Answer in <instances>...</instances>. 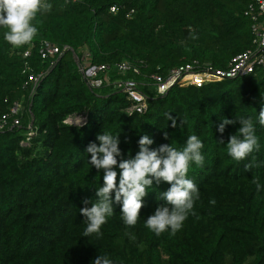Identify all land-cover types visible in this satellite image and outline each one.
<instances>
[{
  "label": "trees",
  "instance_id": "trees-1",
  "mask_svg": "<svg viewBox=\"0 0 264 264\" xmlns=\"http://www.w3.org/2000/svg\"><path fill=\"white\" fill-rule=\"evenodd\" d=\"M249 1L46 0L52 7L37 13L38 35L30 44L13 47L0 27V115L12 102L21 107L19 126L0 133V264H92L98 255L113 264H264V71L173 87L162 97L145 86L149 75L164 76L191 60L224 69L250 47L249 21L242 15ZM112 5L116 12L109 13ZM41 41L68 46L77 57L85 50L93 65L125 61L136 68L139 75L112 71L110 79L136 82L147 97L145 111L127 112L131 102L110 87L88 89L69 52L49 68L50 60L42 62L37 54ZM40 71L46 74L29 97L21 86ZM80 115L81 126L63 123ZM241 116L253 119L260 149L237 162L227 153V141L239 123L226 125L223 134L217 127L224 118ZM31 119L33 135L21 146ZM104 131L119 134L125 159L138 152L142 135L153 139L150 148H182L191 135L202 141L204 163H193L188 172L199 190L195 215L174 236L170 230L157 236L145 226L166 203L158 199L170 187L163 181L148 189L135 226L123 222L114 202L102 235H84L80 209L91 207L103 186V171L89 163L86 148L98 144L96 136ZM250 162L259 166L245 171Z\"/></svg>",
  "mask_w": 264,
  "mask_h": 264
},
{
  "label": "clouds",
  "instance_id": "clouds-1",
  "mask_svg": "<svg viewBox=\"0 0 264 264\" xmlns=\"http://www.w3.org/2000/svg\"><path fill=\"white\" fill-rule=\"evenodd\" d=\"M51 7L46 0H0V27L6 28V42L13 47L30 44L38 35V28L33 24L37 13L49 11ZM236 123H239V128L228 138L227 153L234 161L240 162L254 151H259L260 144L251 117L224 118L217 131L223 134L226 125ZM259 123L264 125V107L259 112ZM164 138H168L166 133ZM96 140L99 143H90L86 152L90 153L89 163L98 171H103V186L96 189L97 199L91 203V207L80 209L87 224L85 236L102 235V225L114 214V202L121 205L123 222L135 226L148 189L162 181L170 185L166 191L159 193L158 199L166 203L156 207L154 213L147 217L145 226L157 236L169 230L174 236L183 227L189 214L195 215L193 208L195 201L200 198L199 190L196 183L188 178V172L193 163L202 166L205 159L202 154L204 145L197 135L189 136L182 148L170 143L150 148L153 139L142 135L138 140V152L127 159L123 158L119 148V134L104 131L96 136ZM219 142L224 143L223 139ZM254 166L259 165L251 162L245 164V171ZM253 183L260 191L259 179L254 178ZM88 203L84 201L85 205ZM215 203V200H210V204ZM92 264H113V261L107 255H98Z\"/></svg>",
  "mask_w": 264,
  "mask_h": 264
},
{
  "label": "built area",
  "instance_id": "built-area-1",
  "mask_svg": "<svg viewBox=\"0 0 264 264\" xmlns=\"http://www.w3.org/2000/svg\"><path fill=\"white\" fill-rule=\"evenodd\" d=\"M115 5L109 6V13L116 12ZM133 14L130 9L126 16ZM242 15L249 21V30L251 34L250 47L246 50L234 55L228 61L224 69L213 68L207 63H200L196 60H191L182 65L172 67L164 75H149L145 86L152 90L156 96H164L167 91L173 87H201L205 84L217 83L225 80H232L238 77L253 74L257 70L264 71V0H250L242 11ZM69 52L78 73L81 75L88 89H97L102 86L110 87L113 91L125 95L126 99L131 102V105L126 109L127 112H143L146 109L147 97L138 91L136 82L118 78L111 80L110 73L116 72V76H121L131 70L134 74L139 75L136 68L130 66L127 62L121 61L111 66L108 65H93L88 60V53L84 50L77 57L73 50L68 46H62L59 49L46 41H41L37 54L42 62L49 59L48 67L51 68L56 60L64 53ZM23 57L29 56V50L22 53ZM27 66L26 63L23 64ZM46 72L30 73L26 76L21 88L28 92L31 97L35 93L36 87L44 77ZM21 107L17 102H12L7 111L0 115V133L11 130L19 126V114ZM77 116L67 117L63 123L71 126H81L84 124L78 120ZM27 126L25 139L20 142L21 146H26L29 138L33 135Z\"/></svg>",
  "mask_w": 264,
  "mask_h": 264
},
{
  "label": "rangeland",
  "instance_id": "rangeland-1",
  "mask_svg": "<svg viewBox=\"0 0 264 264\" xmlns=\"http://www.w3.org/2000/svg\"><path fill=\"white\" fill-rule=\"evenodd\" d=\"M77 117H79V118H78L79 121H82V120L84 119V116H82V115L77 116Z\"/></svg>",
  "mask_w": 264,
  "mask_h": 264
},
{
  "label": "water",
  "instance_id": "water-1",
  "mask_svg": "<svg viewBox=\"0 0 264 264\" xmlns=\"http://www.w3.org/2000/svg\"><path fill=\"white\" fill-rule=\"evenodd\" d=\"M31 123H32V119H31V121H30V125H31Z\"/></svg>",
  "mask_w": 264,
  "mask_h": 264
}]
</instances>
